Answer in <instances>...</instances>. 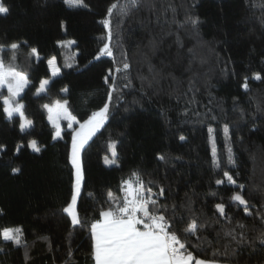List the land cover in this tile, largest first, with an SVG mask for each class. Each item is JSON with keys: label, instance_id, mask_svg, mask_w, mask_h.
I'll use <instances>...</instances> for the list:
<instances>
[{"label": "trees", "instance_id": "obj_1", "mask_svg": "<svg viewBox=\"0 0 264 264\" xmlns=\"http://www.w3.org/2000/svg\"><path fill=\"white\" fill-rule=\"evenodd\" d=\"M103 2L104 15L85 20L63 0H2L9 12L0 15V56L28 77L19 102L32 125L21 132L0 99V229H22L20 246L0 239V264H94L91 224L112 203L110 191L122 202V181L133 172L152 190L157 204L149 207L167 210L181 234L189 222L203 225L186 243L197 258L264 264V0H140L110 18L113 56L99 54L109 43L102 21L123 0ZM51 58L59 73L36 94ZM54 100H67L80 122L109 103L106 122L81 151L76 225L63 212L73 189L63 145L73 129L53 139L43 106ZM33 140L38 153L28 147ZM110 141L117 162L106 165ZM225 171L245 185L250 215L230 200Z\"/></svg>", "mask_w": 264, "mask_h": 264}, {"label": "snow or ice", "instance_id": "obj_2", "mask_svg": "<svg viewBox=\"0 0 264 264\" xmlns=\"http://www.w3.org/2000/svg\"><path fill=\"white\" fill-rule=\"evenodd\" d=\"M64 3L69 7H85L84 0H64ZM140 0H123V3L114 2L110 5L107 11L106 18L102 21L104 28L108 32L107 39L109 43H105L99 50L100 55L113 56L110 43L112 41L111 31V17L115 11L118 10L119 14L126 16L129 12L138 8ZM9 9L0 0V15H6ZM192 25L195 27L198 20L191 19ZM73 43L72 41L67 42ZM13 52L18 50L19 45L12 43L9 46ZM31 54L37 56L36 49H32ZM38 58V56H37ZM98 58V57H97ZM15 59V57H13ZM52 69L53 76L59 73V69L55 68V60L48 61ZM130 65L125 61L123 63V70H129ZM117 72L121 69L117 68ZM111 75V73L109 74ZM255 80H261L259 74L253 77ZM114 79V78H113ZM108 82V78H105ZM29 83L28 77L22 71H19L12 64H5L0 60V89L7 88L8 96L2 97L3 112L6 118L11 122L14 114L19 115L20 130L24 132L26 128L32 125V121L27 119L24 113L25 105L16 100L24 87ZM48 80H42L40 87L37 89V94L44 92ZM244 89H248L247 81L243 85ZM114 90V89H113ZM66 91V89H65ZM112 93L109 92V102L111 101ZM68 101L64 100L63 103L56 101L54 104H45L43 107L48 111V120L56 129L53 139L61 136L59 121L61 119L68 121V127L72 128L73 124H79L78 129H73L72 146L70 153V162L74 169L75 180L73 183L71 202L63 208V212L71 217L73 225L79 224L80 220L76 210L77 197L80 192V185L83 180V173L80 166V152L84 145L103 127L107 120L109 103H105L99 111L93 112L86 120L80 122L77 118L67 110ZM213 130L209 128L210 138ZM225 136L228 135V128H224ZM184 137H181L183 140ZM17 146V151L20 149ZM28 147L34 152H39L40 148L37 146L36 141H30ZM109 151L111 152V159L105 157L106 165L116 164V144L110 141L108 144ZM0 151H4L3 146H0ZM213 163L216 164V149L213 142ZM163 159V157H160ZM229 163H233L232 150L228 148ZM19 169L14 168L13 173L18 172ZM227 183L233 186V193L230 200L240 206L244 207L245 214L250 215L248 211V201L242 194L245 185H237L234 178L229 175L227 171L224 173ZM222 180L217 179L216 184L221 185ZM240 191H235V188ZM122 191L124 193L122 202L120 199L115 198L113 193H108L109 200L112 203L105 210L100 212V220L91 224V239L92 254L95 264H217L215 260H204L197 258L188 248L186 243L191 237L199 239V229L203 225H198L195 221L187 223L181 230L176 227L172 221L166 216V211L161 212L158 208L153 211L149 205L155 206L156 200L151 199V188L145 189L144 183L140 178L139 173L133 172L131 177L122 181ZM145 191L149 194L147 197L144 195ZM163 188L160 189V195H163ZM215 195V193H213ZM217 212L222 216L225 212V205L217 203L215 205ZM174 215V214H173ZM243 227V225H239ZM0 239L4 242H11L16 246L22 244V229L19 227H9L0 229Z\"/></svg>", "mask_w": 264, "mask_h": 264}, {"label": "rangeland", "instance_id": "obj_3", "mask_svg": "<svg viewBox=\"0 0 264 264\" xmlns=\"http://www.w3.org/2000/svg\"><path fill=\"white\" fill-rule=\"evenodd\" d=\"M64 1V0H63ZM84 4L86 5L85 7H70L72 10H73V12L78 16V17H80V18H82V19H85V20H91V19H93V18H100V17H102L103 15H104V2H103V0H84ZM69 7V6H68ZM66 45L68 46V45H72V43L71 44H68V43H66ZM51 59H53V58H51ZM0 60H2L6 65L7 64H11V63H9V62H6V61H4L2 58H1V56H0ZM55 60V59H54ZM54 67L55 68H57V66H56V62H55V65H54ZM49 70H50V77L49 78H46V79H43V80H48L49 82L54 78V77H56L57 75H55V76H53V74H52V69L50 68V66H49ZM48 85H49V83L47 84V86H46V90L44 91V92H41V93H39V94H46V92H47V90H48ZM29 86V83L24 87V90L20 93V95H19V97H17L16 98V100L17 101H19V98H20V96L23 94V92L25 91V89L27 88ZM40 87V83H39V85H38V87H37V89ZM0 93H2V97H6V96H8V91H7V88L5 87V88H3V89H0ZM36 94H37V90H36ZM2 97H0V99H1V102H2ZM56 101H60L61 103H63V100H54L51 104H49V105H52V104H54ZM66 107H67V105H66ZM43 109H44V111H45V113H46V115H47V121H48V123L53 127V125L49 122V120H48V115H49V113H48V111L43 107ZM67 110H68V108H67ZM69 111V110H68ZM99 111V110H98ZM70 112V111H69ZM15 115V114H14ZM19 116V115H18ZM106 122V121H105ZM59 125H60V130H61V136H62V132L64 131V129H67V130H69V129H78L79 128V124H73V126H72V128H69L68 127V121L67 120H64V119H61L59 122ZM29 128V127H28ZM28 128H26V129H28ZM53 129H54V135H55V132H56V129L53 127ZM101 129V128H100ZM97 133V132H96ZM72 135H73V131H72V134H71V139H70V142L69 143H66V144H64L63 145V152L68 156V160H69V162H70V159H69V157H70V153H71V146H72ZM61 136L60 137H58V138H56V139H60L61 138ZM93 138V137H92ZM91 138V139H92ZM90 139V140H91ZM89 140V141H90ZM88 141V142H89ZM87 142V143H88ZM86 143V144H87ZM85 144V145H86ZM84 145V146H85ZM31 151H33L31 148H29ZM82 151V150H81ZM34 152V151H33ZM70 165H71V167H72V164H71V162H70ZM80 166H81V170H82V164H81V152H80ZM72 171H73V183H74V180H75V176H74V169H73V167H72ZM81 187H82V182H81V185H80V190H81ZM77 200H78V197H77ZM70 202H71V198H70ZM69 202V203H70ZM77 203V202H76ZM70 217V216H69ZM70 219H71V217H70ZM72 221V220H71Z\"/></svg>", "mask_w": 264, "mask_h": 264}, {"label": "water", "instance_id": "obj_4", "mask_svg": "<svg viewBox=\"0 0 264 264\" xmlns=\"http://www.w3.org/2000/svg\"><path fill=\"white\" fill-rule=\"evenodd\" d=\"M232 203H234V202H232ZM240 207H243V206H240ZM218 214L221 215L219 212H218ZM221 216H222V215H221Z\"/></svg>", "mask_w": 264, "mask_h": 264}, {"label": "crops", "instance_id": "obj_5", "mask_svg": "<svg viewBox=\"0 0 264 264\" xmlns=\"http://www.w3.org/2000/svg\"><path fill=\"white\" fill-rule=\"evenodd\" d=\"M92 244H93V241H92ZM94 259V258H93ZM94 264H95V260H94Z\"/></svg>", "mask_w": 264, "mask_h": 264}]
</instances>
